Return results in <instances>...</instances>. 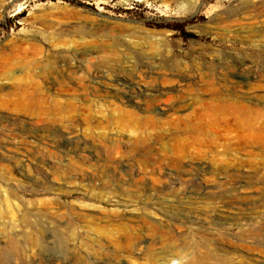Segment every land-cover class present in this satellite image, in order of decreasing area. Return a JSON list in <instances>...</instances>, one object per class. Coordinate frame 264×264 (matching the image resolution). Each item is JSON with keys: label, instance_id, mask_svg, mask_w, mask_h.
Instances as JSON below:
<instances>
[{"label": "rangeland", "instance_id": "obj_1", "mask_svg": "<svg viewBox=\"0 0 264 264\" xmlns=\"http://www.w3.org/2000/svg\"><path fill=\"white\" fill-rule=\"evenodd\" d=\"M263 22L264 0H0V264L10 220L37 210L55 223L12 264H264V169L218 165L223 140L174 162L165 96L146 91L174 62L264 69Z\"/></svg>", "mask_w": 264, "mask_h": 264}, {"label": "bare ground", "instance_id": "obj_2", "mask_svg": "<svg viewBox=\"0 0 264 264\" xmlns=\"http://www.w3.org/2000/svg\"><path fill=\"white\" fill-rule=\"evenodd\" d=\"M262 25L264 26V24H262ZM260 27H262V26H260ZM246 34L248 35L249 33H246ZM254 35H257V34H254ZM250 36H249V38H251ZM255 41H256V39H255ZM20 42L17 45H20ZM30 48H31V46H30ZM31 50H33V48H31ZM31 50H29V51H31ZM34 50H36V49H34ZM0 51H1V49H0ZM20 51H22V50H20ZM24 52H25V50H24ZM1 53H2V51H1ZM22 54H23V51H22ZM160 64H162V63H160ZM249 64L250 63L248 61L244 60L243 58L240 60L227 61V63H225L221 66H218L217 69L215 68L216 70L215 69H213V70L212 69H205V70L201 71L200 74L198 73V75H197V73L196 74L192 73L191 70H189L188 68H186V67L183 68L179 63L174 62V67L172 68L171 73L170 74L165 73L161 79L162 83L167 86L166 88L159 87L158 84L160 85V83H158L156 85H152L149 88L147 87L148 89L145 88L146 91H153V92L158 93V95H159V93H161L162 95L165 96V98L163 100V98L158 99L157 98L158 95L156 93L151 94L154 99H158V100L162 99L163 100L165 105L161 110H163V112H164L163 114L167 118V120L164 121L165 122L164 124H167L176 130V133L173 136L171 134L169 135V137L172 141L171 142L172 146H173V148H171V149H172V153H173L172 158H173L174 162L179 164V163H183L185 160H187L188 163L195 164L194 160L186 158L189 150H195L196 151V150L200 149L202 152L203 148L214 147L219 142H221V140H223V144L225 146V151L228 154H230V156L222 158L219 161H217L216 163L218 165H220V166L222 165L225 168H240V169H251V170L253 169L254 172H255V170L260 171V169H264V93H258V91L264 90V69H262L260 71H256L254 69V66L249 65ZM42 66H43V64H42ZM120 71H122V70H120ZM101 72H102V70H101ZM99 73H100V71H99ZM155 82H158V81L156 80ZM31 88H32V86H31ZM80 88H81V86H80ZM136 88H135V86L132 85L129 88L124 89L125 95L126 94L128 95L130 91H135ZM89 89H91V88H89ZM142 91L145 92V90H142ZM84 92H85V90H84ZM105 92L107 93L106 95H108L110 93H114L117 96L118 94H120V93H118V91H105ZM128 98H129V96H128ZM69 103H71V102H69ZM186 110H188V111H186ZM123 115H124V111H123ZM112 117H113V115H112ZM140 119H142V118H140ZM121 121H122V119H121ZM134 121H135V119H134ZM149 124H150V122H149ZM154 126H156V125H154ZM127 138H129V137H127ZM121 141H120V143H121ZM160 141H162V140H160ZM168 141H169V139H168ZM113 142H114V140H113ZM122 142L124 143V141H122ZM129 142H132V141H129ZM149 144H151V143H149ZM119 145H121V144H119ZM129 145H130V143H129ZM108 146L109 145H107V147ZM114 147H116V146H114ZM117 147H119V146H117ZM143 149H144V147H143ZM220 149H222V148H220ZM190 152H192V151H190ZM154 162H155V160H154ZM205 162H206V160H205ZM205 162H199V163L204 164ZM210 163H212V162H210ZM147 164H149V163H147ZM17 175H20V174H16V176ZM227 176L228 175H226V177ZM237 179L239 181H244L247 179H257V176L255 175V173L253 175L243 174V175H238ZM262 179L264 181V175H263ZM31 180H32V178H31ZM252 181H254V180H252ZM53 218H54L53 215H51L49 212H47L45 210H37V211H33V212L32 211H25L24 213L21 214V218H19V219L12 218V220H10V229H13V230H11L10 235L7 237L8 242L5 243V246L2 248V251L4 252L3 257H5L3 259L5 262L4 264H12V261L15 257H20L21 259H23L27 255V253L32 252L31 249H35L38 246H40L41 245L40 240L36 236H34L33 234H31V233L29 234L27 231L31 230V231H35L34 233H37V232H39V231H37V230H39V228H43L42 226L45 222L48 224H52V223L54 224L55 222H53L54 221ZM18 222H19V225H16ZM69 225H70V223H69ZM139 225H141V224H139ZM18 228H19V230H18ZM20 233H21V235H20ZM27 247L29 248L28 251L26 249ZM58 258H59V256H58ZM212 258H213L212 251L205 250L204 252H201L199 255H197V254L193 255V257H191V259L186 261L185 264H212V262H211ZM168 260L169 259H167V258H162V260L159 263H157L156 261L154 263L155 264H170V263H168ZM178 260H180V259H178ZM224 260L225 261L223 262V264H231V260H228L227 258H225ZM53 261H55V259ZM47 263H50V262H47Z\"/></svg>", "mask_w": 264, "mask_h": 264}, {"label": "trees", "instance_id": "obj_3", "mask_svg": "<svg viewBox=\"0 0 264 264\" xmlns=\"http://www.w3.org/2000/svg\"><path fill=\"white\" fill-rule=\"evenodd\" d=\"M169 28H172V29L180 32L181 35L183 36V38H185V39L196 38V36L193 33L186 32L185 27L182 24L172 25Z\"/></svg>", "mask_w": 264, "mask_h": 264}]
</instances>
